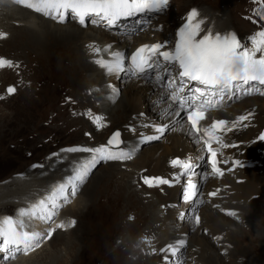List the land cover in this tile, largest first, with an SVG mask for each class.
Instances as JSON below:
<instances>
[{"label":"rangeland","instance_id":"374dc122","mask_svg":"<svg viewBox=\"0 0 264 264\" xmlns=\"http://www.w3.org/2000/svg\"><path fill=\"white\" fill-rule=\"evenodd\" d=\"M192 9H196L198 11V19L204 20L202 28L205 26L210 27L214 21V29H219L217 32L221 34H235L242 44H247V46L249 47H251L250 37H253L259 31L264 30V19L261 18L264 17V0H169L168 5L162 11L145 13L143 16H141V21L144 23L140 22V24H138L136 21L130 23V20L124 22L123 25L126 28L129 27L127 26V24H134L131 29L127 28L130 29V32L133 31L132 33H123L122 27L118 31L107 28H105V31L109 36L119 35V33L122 32V35L131 36L133 38L140 37L141 35L147 36L151 42L165 40L167 41L166 46L170 48L175 45L178 31L184 24V20H186L188 13ZM222 16H227L226 20H230L229 23L231 24L234 33L230 29V24L226 20L222 19ZM73 20H75V17L72 16L71 18H66V23L64 22L61 24H72L74 23ZM93 27H95V24L91 23L90 19L86 20V25H80V28L85 32H90ZM226 30H228V32H226ZM8 35L9 34H7V36ZM27 46L29 48H32V51L34 49L33 52L35 53V56L37 58V55L39 54L38 52L40 51L36 49L37 47L35 45L34 47L26 45L21 40H16L14 42H11V44L0 43V58H5L7 60L11 58L10 61H12L14 65L13 67H10V69L6 70L5 73L0 77V201H3L0 202V204L10 202L14 205L8 206L10 207V209L7 207L8 210L7 208H0V226H3V221L6 217H11L13 221L17 223V230L27 231V227L32 224L33 226H30V228L33 227L34 232L36 231V233H40L42 237L47 234L50 228L56 230L53 233L52 238L44 241L40 248L36 249L33 252H30L27 255L16 253L15 258L4 259V256L2 255L0 256V264H47L49 262L51 264H54L55 261L53 258V254H60L61 256L63 255L64 257L62 256V259L66 264H119L120 258L125 255V253L123 252V255L121 256L114 255L115 257L113 256V253L121 247V244L124 241H131L132 244V240L134 238V236H132L131 234L133 233V227L135 228L136 233H138L139 238H147L145 239L147 242L145 244L147 245L145 254L143 255L146 261L135 262V259H133V264H151L153 261H155V259L161 262L160 260L163 253L160 250L164 248V245L163 242H160L158 240L161 235L156 231L159 230L162 226H165L167 229H174L173 231H177V233H181V230L190 229V231L185 233L184 237H180L177 240L184 241L185 244L182 248H180L175 257H170L169 264H264L263 190L259 191L261 194L259 192L253 194L251 198L252 200L248 201L246 208H244L243 210V213L239 214V218H234L233 216L228 215L227 211L221 210L220 207L214 208L206 198L205 192L206 189L210 187L208 186L211 184L210 178H206L201 181L195 180L200 188L198 200L188 202H185L183 199L185 182V180L183 179L179 183V185H177L179 188L177 194L175 193V191H172L170 195H168L167 193L163 194L164 197H167L166 200L173 203L177 211L185 210L186 212H193L192 214H188V218L182 219L181 221L180 217H175L172 215L169 216V218H165V216L160 212L159 209L160 202L157 198V190L155 189L156 187H148L146 185H143L141 181L142 176L154 175L151 174V168H149L150 170L147 169L144 171L138 170L141 167V162L146 160L152 161L155 153L160 156V154L163 153L162 150L170 145L171 139L173 137V134L169 131L170 129L166 130L162 135L155 132L154 130L155 126H159L162 124L171 125L172 120L169 115L166 114L162 119H157L154 115V112L159 111L164 103L170 102L167 95H165V97L160 102L152 104H150V98L142 99L141 107L144 111L143 117L146 120L151 119L150 122L152 126L149 133L144 136L159 135L160 138L147 143L141 142L140 138V146L138 147L137 153L135 154V158L138 161L136 160V162L134 163L135 165L130 164V162H128L127 160L123 162L101 160L95 165L93 170L90 171V175H88L85 183L82 185L79 194L75 198L70 199L69 203L61 202L60 206H58V208L56 209L55 215L53 216L52 220L47 221L30 216L21 217L19 214L21 209H30L33 204H36L41 199L49 196L56 185L66 182V177L72 175L71 173L66 177L64 176L65 174L62 175L67 170L66 166L61 168L60 162H51V160L54 159V155L56 157L57 155L61 156L64 153H86L87 156H85L83 160H87L91 153L81 151L68 152L64 150L69 148L81 147L96 148L97 146L91 144L83 145V141L79 140L81 137L75 136L78 132H72L75 129L74 126H66L68 117L70 116L69 113L77 114V112H79L78 110H72L70 112L67 111V102L68 107H73L74 102L77 103L76 105H74V107L79 106L80 109L84 107L82 106V102L76 101L78 99V96L74 94V90L77 93L83 90L81 93L86 92V95H89L86 90L87 87H80V85L77 86V82L81 80V76H83L84 78L88 77V72L81 71L80 73L77 72V74L75 75L72 69H69V67H72L67 62H60L61 66H56L55 68H52V65L48 64V67L51 68L48 71L43 70L42 68L44 67V62H38L37 59L36 61H29V59H34V54H31L29 52V50L31 49L27 48ZM70 48L74 50L76 49V45H72ZM47 49L49 53L48 55L50 56H46L51 61L54 59L56 60L55 57L61 55L64 50L66 51V53L68 52L67 48H62L60 44L49 46ZM51 50L53 51V53ZM70 55L76 54L74 53ZM16 57L19 60L16 59ZM49 59H47V61ZM20 62L21 65H19ZM37 63L40 64L38 65ZM24 66L27 67L25 68ZM25 69L26 71L28 70V72H26ZM54 69L57 70L53 71ZM27 82H33L38 87L46 85L47 87H49L51 95L49 93L46 94L42 92L38 93L36 91L33 92L34 90L32 88L26 89L25 83ZM146 82L147 84L153 85V88H157L158 91L162 90L163 92H166L163 88L154 85V83L147 80ZM9 86H13L16 88L15 93L12 95H9L6 91ZM80 89L82 90L80 91ZM125 89H123L122 91H124ZM241 91H243V89H241ZM250 91H252L251 93H253V91L256 90L250 88ZM238 93H240V96L237 99L235 96V100L231 104H228L227 102L229 109H231L232 107L235 108V106H237L238 104L241 105V103L242 105H245L246 103L251 104L264 99V96H262V94L260 93L241 94L240 90L238 91ZM151 95L154 96L155 92H152ZM72 96H76L75 101H68L72 99ZM30 103L34 106H32ZM222 103L225 104V102ZM99 104L100 102L93 105H97L96 107H101V104ZM23 112L26 114H24ZM21 113L22 115H20ZM87 116L91 119V121H93V114L91 112L88 111ZM150 116L153 117L150 118ZM110 122L111 124H113V120L111 121L110 119ZM90 125L92 126L95 133L100 134V139L98 140H105L103 142V145H107V142L112 137V135L119 131L121 134L120 140L123 141V143L120 144V148L128 151V147L130 144L126 139L123 138L124 132L122 131V129H120V125L118 126L116 124H113L111 127L107 126L104 131H97L93 123H91ZM88 128L89 124L86 125L84 129H81V131L84 132ZM137 128L141 129L142 127H140V125L136 123L135 129ZM87 134L88 132L83 134L84 139L88 138ZM98 140H93L92 143L96 144ZM256 142L261 144L264 143L261 141ZM171 159L168 160V167L170 168H172L170 166ZM245 159H252V155H248ZM142 163L144 164V162ZM193 163L199 165L194 169L195 173L202 174L207 170L206 160H199L198 162L196 160L193 161ZM111 164L113 166H116L114 173H119V175L114 178V181H116L117 179V181H126L123 180V175H128L130 177L128 180H131L132 175L129 173H135V179L132 180V183L135 188L143 193L141 195L155 201V203L157 204L156 218L154 217L153 219L152 213L154 212L155 208L152 207V203L148 201V198L141 199L137 195L130 194L131 197H129L128 199L127 196L124 198H121V196L119 195L117 196L120 198V201L125 203L124 206L119 210L121 214L120 221L115 220L108 225L103 224L104 221H102V224L97 221L96 216L97 204H99L100 199L99 197H101V193L107 191L106 189L111 183L112 176L111 178L110 176L106 177L105 182L107 183L108 181H110L109 184H106V189H103L105 185H102L98 190L96 188L95 181L98 177L109 174L110 169L108 168V166ZM132 165L135 169H128V167ZM244 168L245 167H243L242 169ZM140 171L143 172L141 173V175ZM234 171L237 173V175L234 176V180L231 179L233 182L235 181V183H237L239 182L240 178H245L246 173H241L239 170L235 169L231 172V174ZM254 176L256 177L255 174ZM231 180L230 182H232ZM260 181L262 183V186H264V176L260 177ZM35 184L39 185L38 189L40 190H37L38 192L35 191V186L33 187V185ZM227 184H229V181ZM41 188L43 191L41 190ZM91 189H94V193L96 192L95 194H93L92 199L94 208L90 210L87 218H85V199L87 193L91 191ZM25 190H28L32 194L27 198L19 200L21 199L20 195H22ZM149 190H151V192ZM113 191H116L115 187L113 188ZM16 195L19 196L17 197V199L15 198ZM15 204H17L18 207L15 206ZM50 206L51 205H49V207ZM151 207L153 209H151ZM68 211H70L71 216L65 217V219L69 220H61L64 214L69 215L67 213ZM210 213L214 215L211 221L212 224L222 227V229H225L223 234H227L225 238H221L220 241L211 239L213 238L212 235H210L212 234V231H209L207 229L206 219L207 215ZM130 214L132 215L131 220H129ZM197 214L200 217L199 224H196L192 219H190V217ZM245 216L246 219H249H244ZM116 218L119 220L118 216ZM151 219L154 220L152 221V224L153 222H155L154 227L158 226L156 231L155 228L150 226L149 224V221ZM21 220L24 223L23 229L19 228V222ZM72 220L76 221L74 226L56 228V225L61 223L67 226L71 223ZM117 227L118 231H116ZM41 228L43 230H40ZM77 228L78 231L70 235H82V233L85 232L87 233L88 240H86L85 242L83 241L84 243L80 244L82 245V249H80V251H78L79 249L77 247V250L74 251L75 253L72 256H68L65 253V246L69 243L70 236L67 235L66 232L70 229L77 230ZM229 229L231 230L230 233H228ZM195 235H197V238L200 240L201 244H203L204 247V253L202 254V256L200 254L199 257L194 256L190 252V246L193 243V239H195ZM61 252L63 254H61Z\"/></svg>","mask_w":264,"mask_h":264},{"label":"bare ground","instance_id":"6f19581e","mask_svg":"<svg viewBox=\"0 0 264 264\" xmlns=\"http://www.w3.org/2000/svg\"><path fill=\"white\" fill-rule=\"evenodd\" d=\"M71 17H72V14L69 13L67 18H71ZM226 17H223L222 19L226 20ZM212 19H210V20H212ZM129 20H130V23L135 22V21L137 22L138 20L141 21V16L140 17H133ZM129 20H122L119 23V26L115 27V28H109L108 26H106V24L101 22L99 24H95V27H93V29H91L90 32H85L83 29L80 28L81 24L78 22L77 18H75V20H73L74 23H72V24L65 25V24H61L60 22H59L60 23L59 24L56 20H53L49 17H44L42 14L36 13L32 9H29L23 5L15 3L14 0H0V33L9 34L8 36H6V38H0V43H4V44L10 43L11 44V42H14L16 40L17 41L21 40L26 45H29L32 47H34V45H35L37 47L36 49H38L40 51V52H38L39 54L37 55V58L35 56V53L33 52L34 49L32 51V48H29L27 46V48L31 49V50H29V52L31 54H34L33 60L29 59V58L28 59H29V61H36V59H37L38 62H44V67L42 69L46 70V71H48L51 67L52 68H55L56 66L60 67L61 66L60 62H64V63L67 62L72 67V68L69 67V69H72V71L75 73V75L77 74V72L80 73L81 71L82 72L83 71L88 72V77H86V78H84L83 76L80 75L81 80L77 82V86L80 85V87H85V88L87 87L86 90H87V93H89V95L87 96L86 92L81 93L83 91L82 90L83 88L80 89V91L81 90L82 91L78 92V93L75 92V90H74V94L76 96H78V99L76 101L82 102V104H83L82 106H84V107H82L81 109L79 108V106L74 107V105L77 104L76 102H74L76 96L75 97L72 96V99L68 100V101L74 102L73 103L74 105H73V107H68L67 106L68 102H67V105H66L67 109L66 110L69 112L72 110H75V111L78 110L79 112H77V114L69 113L70 116L68 117V121H67L66 126H70V127L74 126L75 129L72 132L73 133L78 132L76 135L75 134L74 135L76 137H81L79 140L83 141L82 142L83 145L91 144V145H97L99 147V146L104 144L103 142L105 140L104 141L98 140V139H100L99 138L100 134L95 133L90 124L93 123L94 126L96 127L97 131H104V129H106L107 126L111 127L113 124H116L118 126L120 125L121 126L120 129H122V131L124 132L123 138L126 139L130 144L128 147V150H134V155H133L132 159L127 160V161L130 162V164H134L137 160L135 158V154L137 153V149L140 146L139 140L142 136L148 134L150 129L152 128L151 122H150L151 119L146 120L143 117L144 111L141 107L142 99L143 98H150V104L158 103L165 97V95H167L166 92H168V89L163 88L164 86H161L160 84H156L153 82L154 85H156L160 88H163L166 92H163L162 90L158 91L157 88H155V87L153 88V85L147 84L145 76H140L139 78H136V77H130L126 74H121L118 78L115 73H113V74L107 73L105 69L101 68L99 65H97L94 62L96 59H99L101 57L106 59V60L110 59V53L114 52V51H121L127 55L131 54L133 52V50L135 48H137L138 46H140L141 44L149 43V42L151 43V41L149 40V38L147 36L141 35L140 37L133 38L131 36L122 35V32L123 33L124 32L125 33H132L133 32V31L130 32V29L133 27L134 24H132V25L127 24V26H129L127 28H130V29H127L123 25L124 22H127ZM227 22L229 23L230 20ZM222 23H224V22H222ZM138 24H140V23H138ZM136 26H138V25H136ZM121 27L123 28V31L120 32L121 34L119 33V35L109 36L105 31L106 30L105 28L114 29V31L115 30L118 31V30H120ZM203 29H204V32L211 30L213 33H217V31L219 30V29L217 30L216 28L214 29V21L210 27L205 26V27H203ZM230 29L234 33L233 28L231 27V24H230ZM204 32H202L201 35H203ZM226 32H228V30H226ZM80 42H82V43H80ZM160 42L165 44L164 41H160ZM175 43H176V41H175ZM56 44L57 45L60 44V46H62V48H67L68 52L66 53V51L64 50V52L61 55L55 57L56 60L54 59V60H52L53 61L52 62L46 56L49 54L47 48L49 46L56 45ZM72 45H76V49L72 50L70 48ZM109 45L111 46V48L108 47ZM90 46L97 47V48L101 49L99 56H97L96 54H94L92 52V47H90ZM40 48H42V49H40ZM172 48L173 47H170L167 49H172ZM52 53H53V51H52ZM74 53L76 55H70V54H74ZM3 54H5V53H3ZM41 55H43V56H41ZM48 56H50V55H48ZM16 59H18V58L16 57ZM47 59H49V60L47 61ZM15 63H17V62H15ZM48 64H51L52 66L48 67ZM19 65H21V62ZM161 67L163 68V65ZM8 69H10V67L9 68H6V67L0 68V77ZM56 70L57 69H54L53 71H56ZM25 71H26V69H25ZM26 72H28V70ZM29 76H27V77H29ZM77 76H79V75H77ZM17 77H19V76H17ZM40 84H41V82H40ZM25 85H26V89L32 88L34 90L33 92L36 91L38 93H41V92L46 93V94L49 93L51 95L50 89L46 85L38 87L33 82H29V83L27 82V83H25ZM110 85L114 86L116 89L119 90L118 95H116L113 92V89H112V87H110ZM123 89H125V90L122 91ZM251 89L256 90L255 92H253L254 94L264 93V86L256 85L254 88H251ZM152 92H155L154 96L151 95ZM240 92H241V94H245L244 91L240 90ZM61 93H63V92H61ZM56 95H58V94H56ZM0 96H1V94H0ZM68 96H70V95H68ZM235 96L237 99L240 96V93H238V91H237L236 95L231 96V97H225V99H228V98L231 99V100H227L228 104L229 103L231 104L235 100L234 99ZM262 96H264V94H262ZM46 98H47V96H46ZM59 99H61V98H59ZM50 101H51V98H50ZM62 102H64V101H62ZM98 102H100L101 107H96L97 105L96 106L93 105V104H96ZM42 103H43V101H42ZM169 104H170V102L164 103V105H162V108L159 111L154 112L155 113L154 115L157 119H162L167 114V112L169 111ZM228 104L225 105L224 103L221 102L220 106H222L224 109L218 108L219 109L218 112L220 114H223L221 116L228 118L230 122L235 120L239 115L247 114L249 112L253 113L251 120L244 122L245 124L248 125L247 127H243L242 125H238L236 129H233L232 131L226 132V140L230 144L233 145V150H228V152H230V154H231L230 160L232 161L233 164H235V161H239L240 158H241L240 160H243L242 168L243 167H245V168L244 169L240 168V169H236V170H239L241 173H243V172L246 173L245 178H242V179L240 178L239 182H237V183H235V181L233 182L231 179H233L234 176L237 175V173L234 171L232 174H231V172L229 174H226L223 177L221 183H218L215 176L208 172V165H207V170L202 174L196 173V175L193 176V179H194V181L195 180L201 181V180H204L206 178H210L211 184L208 185L210 187L222 186V184H227L229 181V184H227V185H230L229 191H223L222 197L220 199H218V202L220 203L221 210L227 211V212L230 210L235 211L237 213V215L233 216V217L239 218L238 217L239 214L243 213V210H244V208H246L248 201L252 200L251 198H252L253 194H255L256 192H259L261 190L264 191V186H262V183L260 181V177L264 176V143L263 144L257 143L255 140V138L259 135V133L264 131V99H261L259 101L254 102V103H251V104L246 103L245 105H242V103H241V105L238 104L237 106H235V108L232 107L231 109L228 108ZM32 106H34V105H32ZM60 106H61V104H60ZM31 111H32V109H31ZM88 111L93 114V116H92L93 121H91V119L87 116ZM27 113H29V112H27ZM24 114H26V113H24ZM20 115H22V113ZM97 116L101 117L102 119L100 121H94L93 118L97 117ZM151 117H153V116H150V118ZM170 118L172 120L171 121L172 127L170 128L169 131H170V133L173 134L170 145L168 144L169 146L162 150L163 153H161L160 156H158L157 153H155V156L153 157L152 161H149V160L142 161V162H144V164L141 162V164H140L141 167L138 170L144 171V170L151 168V170H152L151 174L152 175L161 176V177L171 179L172 174L179 172L180 169L168 167V160L169 159L174 158V157H176V158L179 157L181 159L190 158L192 161L197 160V162H198L200 160V159H198L199 156H204L206 158L205 151H204L202 145L199 142H196L195 135L189 134V127L186 124V122H177V118H175L173 116L172 117L170 116ZM110 119H111V121L113 120V124H111ZM136 123H138L140 125V127H142V128L141 129H138V128L135 129ZM88 124H89V128L84 132L81 131V129H84L86 127V125H88ZM87 132H88V134H87L88 138L84 139L83 134H85ZM69 134H71V133H69ZM93 140H98V142L96 144H93L92 143ZM248 155H252V159H250V160L245 159ZM85 156H87L86 153H81V154L64 153L61 156L57 155L55 157V155H54V159H52L51 162H60L61 168L66 166L67 170L65 173L62 174V175L65 174L64 176L66 177L70 173L72 174V172L79 165L86 163L89 160H91L92 153L90 154V156L87 160H83V158ZM204 160H206V159H204ZM108 168L110 169L109 174L100 176L95 181V185H96V188L98 190L101 188L102 185H105L103 189H106V184L110 183V181H108L107 183L105 182L106 177L110 176V178H111V176H112L111 183L109 184V186L110 185L111 186L110 187L108 186V188L106 189L107 190L106 192L101 193L102 195H101V197H99L100 198L99 204H97V216H96L97 221H99L101 224H102V221H104L103 224H105V225H108L115 220L120 221V215L121 214H120L119 210L124 206L125 203L120 201V198L117 197L118 195L121 196V198H124L127 196V199L129 197H131L130 194L137 195L141 199L148 198L146 196L141 195L143 193L141 191H139L137 188H135V186L133 185L132 180L135 179V173H129L132 175L131 180H128L130 178L128 175H123V177H124L123 180H126V181H117L118 179L116 181H114V178L117 175H119V173H114L116 166H113L111 164L108 166ZM132 168L135 169L133 165L128 167V169H132ZM225 168H228V166H225ZM136 169H137V167H136ZM91 170H93V168ZM141 171H140V175H141V173H143ZM254 174L256 175V177L254 176ZM240 175H239V177H240ZM139 177H141V176H139ZM183 179H184V177H181V181ZM236 179H237V177H236ZM230 180L232 182H230ZM177 185H179V183L174 184L172 186L160 185V186L155 188L157 190V198L160 202L159 209H160V212L165 216V218L166 217L169 218V216H171V215L175 216V217H181L182 213L185 214V216L187 217L188 214L193 213L190 211L186 212L185 210L177 211L176 208L174 207L173 203L166 200L167 197H164L163 194L167 193L168 195H170V193L172 191H175V193L177 194L178 189H179ZM38 186H39L38 184L33 185L36 192H38L37 190H40V189H38ZM33 187H32V189H33ZM114 187L116 188V191H113ZM41 190H42V188H41ZM129 191H130V193H129ZM149 191L151 192V190H149ZM95 193H94V189H91V191H89L86 195L85 205H84V210H86L85 218H87L88 214L90 213V210L92 208H94L92 199H93V194H95ZM23 194L20 195L21 199H19V200H22L24 198L29 197L32 193H30L28 190H25ZM17 197H19V196L16 195L15 198L17 199ZM148 201H150L152 203V207L155 208L154 212L152 213L153 219H154V217L155 218L157 217V213H156L157 204L152 199L148 198ZM0 202H3V201L1 200ZM215 202H216V200H215ZM10 205L14 206L10 202L9 203L5 202V203L0 204V208L5 209ZM15 206L18 207L17 204H15ZM152 207H151V209H153ZM8 208L10 209V207H8ZM8 208H7V210H8ZM248 208H249V206H248ZM67 213L69 215L64 214L62 216L61 220L62 219L64 221L69 220V219H65V217L71 216V213H70V211H68ZM117 216L119 217V220L116 218ZM213 216L214 215L211 213L207 215L206 226H207V229L209 231L210 230L212 231V234H210V235H212L213 238H211V239H214L216 241H220V239L225 238V236L227 234L226 235L223 234L225 229H222V227H219V226L212 224L211 221H212ZM131 218H132V215L130 214L129 220H131ZM153 219H151L149 221V224L152 227H154V224H155V222H153V224H152V221H154ZM244 219H246V216L244 217ZM247 219H249V218H247ZM180 220L182 221L181 218H180ZM30 226H33V225L30 224L29 227H27V229H28L27 231L28 232H34L33 227L30 228ZM42 228L40 230H43ZM154 228L156 231L158 226H156ZM173 230L174 229H167L165 226L164 227L162 226L159 230L156 231L157 233H159L161 235V236L160 235H157V236H160V238L158 240L160 242H163V245H164L163 249H167V246L170 244L175 245L177 243V240L180 237H184L185 233L190 231V229H187V230H181L182 231L181 233H177V231H173ZM229 230H228V233L231 232V230L230 231ZM77 231H78V228H77V230L70 229L66 232L67 235L70 236L69 237L70 241H69V243L67 242L69 245L67 244L65 246V253L68 256H72L75 253L74 251L77 250L76 249L77 247L79 249L78 251H80V249H82V245H80V244L84 243L86 240H88L87 239L88 238L87 233H85V232H83L82 235H76V236L70 235V234L75 233ZM116 231H118V227H117ZM171 231H172V233H171ZM131 234H132V236H134V238L132 240V244H131V241L130 242L124 241L121 244V247L118 248L113 253V256L114 255L115 256H121V255H123V252L125 253V255H123L120 258L119 264H133V261H132L133 259H135V262L146 261V259L143 256L145 254V249H146V245H147V244H145V243H147L146 240L144 239V237L139 238L138 233H136V230L134 227H133V233H131ZM43 235H44V233H43ZM234 237H235V234H234ZM194 238L195 239H193V241H192L193 243L190 246L191 251L190 250L189 251L194 256L199 257L200 254L202 256V254L204 253L203 244H201L200 240L197 238V235H195ZM155 240H157V239H155ZM130 244H131V246H130ZM188 245H189V243H188ZM82 252H83V250H82ZM61 254H63V253L61 252ZM2 255L5 256V253L0 252V256H2ZM62 256L60 254H56V255L53 254V258H54V261L56 264H66L65 261L62 259ZM163 256H164V253L161 256V260H160L161 262H159L157 259H155V261H153L151 264H165V261L163 260ZM8 258H12V256L9 255ZM48 258H52V257H48ZM3 262H1V263H3ZM47 264H51V263L49 262ZM148 264H150V263H148Z\"/></svg>","mask_w":264,"mask_h":264},{"label":"snow or ice","instance_id":"6c2138e0","mask_svg":"<svg viewBox=\"0 0 264 264\" xmlns=\"http://www.w3.org/2000/svg\"><path fill=\"white\" fill-rule=\"evenodd\" d=\"M14 2L60 23L65 22L66 17L71 13L81 25H86V20L90 19L93 24L103 22L109 28H113L118 27L122 20L162 11L169 0H14ZM198 17L199 13L196 9L188 13L172 49H167L166 44L159 42L145 44L136 48L130 55L114 51L110 53V59L101 57L94 62L107 73H115L118 78L121 74L139 78L144 74L152 73L153 78L157 80H163L157 71L159 66L164 65L165 72L170 71L167 65L174 66L177 69L175 77L164 85L168 89L167 97L170 101L167 115L177 118V122H186L190 125L189 134L194 133L196 142H202L204 150L209 154L207 163L211 167V174L222 176L223 171L218 166L217 151L213 150L212 143H222L220 133L232 131L238 125L247 127L244 122L250 121L253 113L239 115L231 122L225 119L212 120L208 125H202L201 122L208 119V112L218 107L225 97L234 96L241 89L245 94H252L250 88L256 85L264 86V30L250 37L251 47H249L242 44L235 34L213 33L211 30L204 32L202 28L204 20ZM6 36L7 33H0V38ZM108 47L111 48L110 45ZM92 52L99 56L101 49L92 47ZM13 66L12 61L0 58V68ZM110 87L118 95L119 90L114 86L110 85ZM6 91L12 95L16 88L9 86ZM93 119L100 121L102 118L97 116ZM171 127L170 124H162L155 126L154 130L162 135ZM120 135L117 131L108 140L107 145L96 148L65 149L64 151L68 152L92 153L91 160L79 165L72 175L66 177V182L53 188L49 196L33 204L30 209H21L20 216L52 220L61 202L69 203L70 199L79 194L91 169L97 163L101 160L123 162L132 159L134 150L125 151L120 148V144L123 143ZM159 138V135L142 136L141 142L147 143ZM256 141L264 142V131L259 133ZM198 159L206 158L199 156ZM239 163L235 161V164ZM170 166L180 169L179 172L172 174L171 179L161 176H142L143 185L172 186L180 183L181 177H184V201L198 200L200 188L193 176L196 175L194 169L199 165L193 163L190 158L177 157L170 160ZM218 191L219 189L216 192H209L208 195L215 197ZM227 214L237 215L231 210ZM180 218L188 217L182 213ZM190 219L196 224L200 223L198 214ZM75 223L76 221L72 220L69 225L61 223L57 224L56 228L72 227ZM19 228H24L22 220L19 222ZM55 230L50 228L42 237L36 232L17 230V223L11 217H6L3 226H0V252L5 253L4 259H8L9 255L15 258L16 253L27 255L40 248L44 241L51 239ZM184 244V241H177L175 245L170 244L167 249L160 250L164 253L165 264H169L170 257H175Z\"/></svg>","mask_w":264,"mask_h":264}]
</instances>
